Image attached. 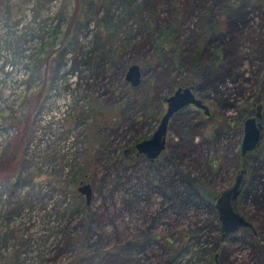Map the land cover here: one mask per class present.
<instances>
[{
	"label": "rangeland",
	"instance_id": "rangeland-1",
	"mask_svg": "<svg viewBox=\"0 0 264 264\" xmlns=\"http://www.w3.org/2000/svg\"><path fill=\"white\" fill-rule=\"evenodd\" d=\"M86 1L80 33L34 69L74 0H0V161L25 117L30 130L0 177V264H264V0ZM106 15L114 54L100 53L114 48ZM180 86L208 112L183 107L159 157L138 153ZM250 116L263 137L244 154ZM241 170L235 209L251 225L222 237L215 196Z\"/></svg>",
	"mask_w": 264,
	"mask_h": 264
},
{
	"label": "water",
	"instance_id": "water-1",
	"mask_svg": "<svg viewBox=\"0 0 264 264\" xmlns=\"http://www.w3.org/2000/svg\"><path fill=\"white\" fill-rule=\"evenodd\" d=\"M126 72V79L129 80L132 85L137 86L140 83L142 74L140 65L138 63L132 64L128 67ZM166 102L167 108L160 119L158 127L151 134L150 138L140 140V142H137L135 145L138 153H145L147 157L153 160L158 158L161 152L166 148L165 144L169 125L168 122L176 112L180 111L185 106H190L191 104H195L200 108L203 107L205 111L208 109L207 105L198 99L189 87H178L174 93L169 97H166ZM257 109H259L257 111V115L259 116L260 107ZM256 118L257 117L250 116L245 119L243 126L244 137L242 140V152L244 154L247 150L255 148L261 142L260 140L263 137L262 124L260 121L256 120ZM244 177V170H241L234 185L217 195L215 207H217L219 212L218 217L221 221L222 237H226L230 233L238 231L241 227H250L245 216L238 213L234 206H232L233 201L237 200L240 196L244 186ZM77 191L85 193L87 200H89L91 196V188L89 184L81 181Z\"/></svg>",
	"mask_w": 264,
	"mask_h": 264
},
{
	"label": "trees",
	"instance_id": "trees-1",
	"mask_svg": "<svg viewBox=\"0 0 264 264\" xmlns=\"http://www.w3.org/2000/svg\"><path fill=\"white\" fill-rule=\"evenodd\" d=\"M90 2V1H89ZM89 2L86 0H74L73 5L70 6V9L67 11L66 14L59 17V23L56 25L50 26V35L47 40H42L40 43V47L36 50L34 54V66L39 68L41 64H46L49 67L51 60L55 57L57 52H61L64 50L63 47L70 44V39L72 35H77L80 33L81 28L83 27L85 15L88 13L87 7L89 6ZM97 29L99 31L100 38L106 37L111 39L109 45H114V48L105 49V45L103 44L102 48L100 49V53H116V48L120 46L122 43L121 37H119V31L117 30L119 25V20L112 15H106L102 18L96 19ZM159 40V39H158ZM157 40V41H158ZM158 44H162L158 42ZM164 44V43H163ZM66 49V48H65ZM63 52V51H62ZM49 69V68H47ZM25 125L22 130L17 125L18 130L17 136L13 139V149L11 150V155L6 156L2 161H0V177L7 176V173H10L15 167L14 161L17 159L16 156L21 154V146L25 144V140L29 134V127L27 126V122L29 121L28 117L24 118ZM96 123H92L89 127L91 130H94L96 127ZM94 137V131H91L88 138ZM94 146L93 142L90 139V145ZM87 151V148H86ZM89 164V159L85 162V165L81 167V173H86L87 165ZM76 179V177H75ZM76 191V189H75Z\"/></svg>",
	"mask_w": 264,
	"mask_h": 264
},
{
	"label": "flooded vegetation",
	"instance_id": "flooded-vegetation-1",
	"mask_svg": "<svg viewBox=\"0 0 264 264\" xmlns=\"http://www.w3.org/2000/svg\"><path fill=\"white\" fill-rule=\"evenodd\" d=\"M195 93V92H194ZM165 102H166V99H165ZM167 103V102H166ZM165 103V104H166ZM191 105H194L197 109H198V106H196L195 104H191ZM190 105V106H191ZM206 105V104H205ZM167 108V107H166ZM200 108V107H199ZM165 112V111H164ZM164 112H163V114H164ZM163 114H162V116H163ZM161 116V117H162ZM159 123H160V121H159ZM158 123V124H159ZM170 123V120H169V122H168V124ZM169 126H170V124L168 125V130L167 131H169ZM158 126H156V128H157ZM167 134V133H166ZM167 136H168V134H167ZM166 141H167V137H166ZM136 145V144H135ZM135 145H134V147H135ZM166 145V144H165ZM167 146V145H166ZM244 173H245V171H244ZM238 174V173H237ZM237 177H238V175L236 176V180H237ZM236 180L233 182V184H231V186L230 187H232L233 185H234V183L236 182ZM243 181H244V186H243V188H242V191H241V193H240V196H241V194H242V192L244 191V188H245V186H246V182H247V175H245V177L243 178ZM230 187H228V188H230ZM222 192V191H221ZM221 192H219V193H221ZM219 193H217V195L219 194ZM217 195L215 196V203H216V201H217ZM239 196V197H240ZM238 197V198H239ZM238 200V199H237ZM237 200H235V201H233V205L232 206H234V208H236V206H235V203H236V201ZM236 210V209H235ZM219 220H220V218H219ZM251 225V224H250ZM249 225V226H250ZM220 228H221V221H220ZM222 231V230H221ZM216 260H217V262L219 261L218 260V258L216 257Z\"/></svg>",
	"mask_w": 264,
	"mask_h": 264
}]
</instances>
